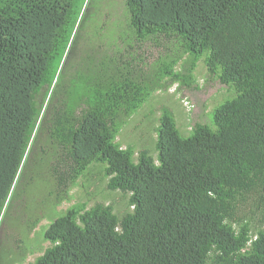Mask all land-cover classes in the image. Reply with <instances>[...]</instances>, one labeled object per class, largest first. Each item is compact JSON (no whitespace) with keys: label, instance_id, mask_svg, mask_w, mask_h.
<instances>
[{"label":"trees","instance_id":"16d2710c","mask_svg":"<svg viewBox=\"0 0 264 264\" xmlns=\"http://www.w3.org/2000/svg\"><path fill=\"white\" fill-rule=\"evenodd\" d=\"M123 5L0 0V264H264V0ZM207 85L236 93L212 124L184 135L163 105L156 146L119 139L151 96ZM93 163L121 196L59 213Z\"/></svg>","mask_w":264,"mask_h":264},{"label":"rangeland","instance_id":"374dc122","mask_svg":"<svg viewBox=\"0 0 264 264\" xmlns=\"http://www.w3.org/2000/svg\"><path fill=\"white\" fill-rule=\"evenodd\" d=\"M123 4L124 0H106V6L109 7H107V10L105 11H109L117 18L119 16H124ZM204 72H207V67L203 57L199 60L195 71V73L200 77L199 83L201 85H205L203 81ZM221 88V85H207L197 91L193 88H177V90H175L176 86H172L169 91H165L156 96L153 95L121 128L119 139L125 145H128L129 143L133 144L137 141L138 146H142V144H144L150 147L152 143H155L156 146V125L158 124V118L162 112L161 110L158 111V109L163 105L169 107L174 112L178 126L180 128L183 127V130L185 131V133H182L188 136L192 133V131L189 130L190 127H186L187 122L191 123L193 120L198 119L204 122L208 121L210 122L209 124H212L213 114L216 108L226 100L236 95L235 91H229V93H227ZM188 100L193 104H191ZM205 105L206 108H204ZM187 112L189 114H187ZM103 168L104 167L101 163H93L91 169L89 170V174L80 178L78 180L79 182H77L76 186H74L71 190V193L74 195L73 199L69 202L65 201L58 206V212L62 213L72 203L74 204L86 201L91 193L95 194V196L89 199V207L99 201L111 203L113 200L110 196L117 198V195H120L119 192L110 191L107 188V179H105L102 173ZM84 182L86 183L84 184ZM37 194L39 195V192H36V195ZM32 198L33 197L29 195L27 197L29 202L26 201V203H33L34 201L30 202ZM36 199H41V196L39 195ZM119 203L121 204L120 208L125 207L127 205L126 197L123 196V198L119 200ZM52 219L54 218L50 215L48 220H42L39 226H48L52 222ZM30 237H33V233H31ZM47 245L48 242L44 244V247ZM38 254L39 253L34 254V256H29L28 260H34Z\"/></svg>","mask_w":264,"mask_h":264}]
</instances>
